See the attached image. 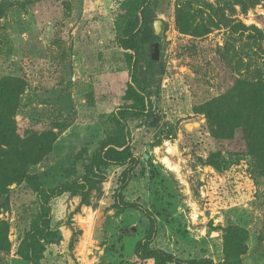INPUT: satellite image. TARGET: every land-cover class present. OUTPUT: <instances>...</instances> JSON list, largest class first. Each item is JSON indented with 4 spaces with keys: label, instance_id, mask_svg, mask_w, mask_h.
<instances>
[{
    "label": "rangeland",
    "instance_id": "rangeland-1",
    "mask_svg": "<svg viewBox=\"0 0 264 264\" xmlns=\"http://www.w3.org/2000/svg\"><path fill=\"white\" fill-rule=\"evenodd\" d=\"M0 8V76L24 82L17 134H57L29 172L45 188L79 181L114 130L110 113L129 81L115 40L119 2L0 0ZM150 8L161 22L157 32L152 26L159 60L150 114L126 122L137 163L128 179L122 175L128 165H111L84 196L67 192L49 201L59 238L41 263L152 264L134 252L151 217L150 247L179 261L172 264L222 262L229 227L247 233L241 264H264V133L253 132L259 122L244 109L231 134L215 136L204 112L208 102L228 96L224 110L248 108L245 94L257 90L264 102V0H151ZM239 82L255 86L240 90ZM81 148L87 153L77 160ZM123 180L124 201L142 212L120 205ZM4 197L0 221L8 224L9 246L0 250V264H32L16 251L39 213L36 195L21 184Z\"/></svg>",
    "mask_w": 264,
    "mask_h": 264
},
{
    "label": "trees",
    "instance_id": "trees-1",
    "mask_svg": "<svg viewBox=\"0 0 264 264\" xmlns=\"http://www.w3.org/2000/svg\"><path fill=\"white\" fill-rule=\"evenodd\" d=\"M120 13L114 22L115 40L120 49L124 51V58L129 74V81L126 82L121 104L110 113V121L114 130L107 133L99 142L97 149L87 165H85L83 176L79 181L54 188H45L41 179L30 174L31 167L39 164L50 152L52 144L57 138L53 131H46L40 134L31 133L21 138L16 131L14 117L18 109L19 97L24 89V82L12 76H0V214L5 211L2 200L9 186L21 185L36 195L39 213L31 221L28 230L20 242L16 254L22 260L32 264H42L43 254L48 245L57 244L58 233L51 228L49 201L62 193L84 196L87 190L92 187L96 180L103 174V169L108 166H126L122 175L128 179V173L132 171L137 159L133 155L128 140V128L126 122L142 119L150 114L149 98L150 83L153 77L152 71L158 65L151 60V46L156 43L157 37L152 28L155 16L150 8L151 0H117ZM3 10L0 8V19ZM237 28L245 29L242 24ZM1 51V41H0ZM254 87V84L239 82L240 90L245 87ZM250 103L248 108H234L224 110L223 106L229 97H220L206 104L205 113L210 125L215 130V136L231 134L237 127L235 121L244 116L245 110L248 116L255 115L259 122L253 125V132L264 133V102L261 91L257 90L255 95L246 93ZM246 116V115H245ZM242 118V117H241ZM255 121V122H256ZM229 124H225V123ZM233 122V123H232ZM87 153L86 148H81L76 154V159H82ZM66 176H72L74 170L64 171ZM126 181V180H125ZM125 181L117 191L120 205L127 210H142L133 203L124 201L122 192ZM149 227L145 231L144 238L138 241L134 247L135 254L144 260H151L152 264H172L179 262L172 255L157 249H152L150 243L155 235V220L148 217ZM8 224L0 221V250H6L9 246ZM247 233L237 227L226 229L224 237L223 261L213 263L208 259L188 261V264H241V257L247 251Z\"/></svg>",
    "mask_w": 264,
    "mask_h": 264
},
{
    "label": "water",
    "instance_id": "water-1",
    "mask_svg": "<svg viewBox=\"0 0 264 264\" xmlns=\"http://www.w3.org/2000/svg\"><path fill=\"white\" fill-rule=\"evenodd\" d=\"M160 21L156 20L153 23V27L155 28L156 32H157V28L160 25ZM150 56H151V60L152 61H158L159 60V49H158V45L155 43L151 46V52H150Z\"/></svg>",
    "mask_w": 264,
    "mask_h": 264
}]
</instances>
